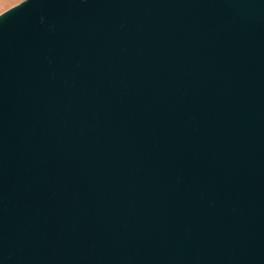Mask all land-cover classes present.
<instances>
[{
  "label": "water",
  "instance_id": "water-1",
  "mask_svg": "<svg viewBox=\"0 0 264 264\" xmlns=\"http://www.w3.org/2000/svg\"><path fill=\"white\" fill-rule=\"evenodd\" d=\"M0 264H264V0L1 12Z\"/></svg>",
  "mask_w": 264,
  "mask_h": 264
},
{
  "label": "rangeland",
  "instance_id": "rangeland-1",
  "mask_svg": "<svg viewBox=\"0 0 264 264\" xmlns=\"http://www.w3.org/2000/svg\"><path fill=\"white\" fill-rule=\"evenodd\" d=\"M22 0H0V13Z\"/></svg>",
  "mask_w": 264,
  "mask_h": 264
}]
</instances>
